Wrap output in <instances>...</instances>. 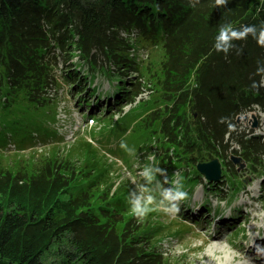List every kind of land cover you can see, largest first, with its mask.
<instances>
[{"label":"trees","instance_id":"trees-1","mask_svg":"<svg viewBox=\"0 0 264 264\" xmlns=\"http://www.w3.org/2000/svg\"><path fill=\"white\" fill-rule=\"evenodd\" d=\"M262 21L264 0H229L220 8L214 0L195 7L189 0H0V147L4 136L23 139L42 131L39 121L7 116L19 104H47L48 87H55L63 64L62 77L88 107L96 77L108 84L112 98L104 103L112 111L132 105L145 89L159 94L160 106L140 126L157 135L159 166L171 178L175 164L185 189L203 180L195 165L213 158L222 178L205 181L209 188L221 187L226 174L237 171L232 155L250 172L264 171V139L236 122L243 112L264 111V87L250 88L264 77L256 74L264 47L251 36L234 42L239 55L213 47L220 24ZM138 40L159 49L144 67L131 53ZM94 155L87 170L57 154L25 166L0 164V264H166L151 220L138 221L109 201L114 185L106 167L98 172ZM79 175L84 180L78 183Z\"/></svg>","mask_w":264,"mask_h":264},{"label":"rangeland","instance_id":"rangeland-1","mask_svg":"<svg viewBox=\"0 0 264 264\" xmlns=\"http://www.w3.org/2000/svg\"><path fill=\"white\" fill-rule=\"evenodd\" d=\"M147 44L149 43L138 40L131 51L136 54L140 67L146 66L150 59L158 58L159 49ZM71 61L75 63L76 56ZM62 67L63 64L56 68L55 87H48L51 96L49 95L47 104L38 109L19 104L7 116L28 122L39 121L42 123V131H31L23 139L19 135L11 138L4 136L1 143L5 145L0 147V164L13 161L16 165L25 166L40 156L57 154L68 157L77 170H87L94 164L91 154L95 153L94 156H99L100 161L98 172H103L106 167V171L109 170V181L114 185L109 193L114 196L109 201L131 213L127 197L135 186L133 181H139L137 166L151 162L152 157H155L157 163L160 159L159 147L162 142L156 141L157 135H152L144 126H140L144 122L142 120L148 119V112L160 106L159 94L153 89H145L135 103L125 105L121 112L112 111V108L107 110L104 102L107 98H112V95H106V80L96 77L89 85L91 88L94 85L97 89L94 98L92 96L91 106L88 107L87 99L79 98L81 94L75 96L77 90L72 93V86L61 75ZM97 96L101 97V103L93 106ZM91 107L93 111L90 110ZM254 116L257 125L251 127ZM237 118L239 128L252 129L264 139V111L254 108ZM41 133L43 134L39 135ZM122 139L135 149L133 155L120 147ZM118 155L127 158L128 163ZM240 160L241 158L235 163L238 164L237 171L226 174L221 187L209 188L202 176L203 180L198 179L195 184L188 185L185 189L188 197L184 200L187 206L181 208L180 205V211L175 216L155 210L145 217L154 224L151 231L153 241L157 242L158 248L166 255V264H264V259H260L262 253H248L241 243V237L256 236L258 231L262 237L264 233V171L250 172L246 169V163ZM175 166L172 164L169 169L172 173L170 179L174 178V173H180ZM82 176L79 175L78 183L84 180ZM232 186H236L238 190L232 192ZM203 204L210 209L209 213L203 210ZM192 208L198 215L195 218H190L187 211ZM212 214L216 217L213 218ZM234 217L237 219L230 225ZM207 218L213 219V222L221 220L220 226L216 223L215 227L213 224L206 225Z\"/></svg>","mask_w":264,"mask_h":264},{"label":"clouds","instance_id":"clouds-1","mask_svg":"<svg viewBox=\"0 0 264 264\" xmlns=\"http://www.w3.org/2000/svg\"><path fill=\"white\" fill-rule=\"evenodd\" d=\"M199 0H189L191 7H195ZM229 0H214V7H226ZM251 36L260 47H264V21L259 25H241L233 27L231 23H222L218 27L217 35L214 38L213 47L217 52L227 55L232 49L239 55L242 51L234 43L239 40H246ZM256 74H264V63L257 61ZM264 87V77L260 82L253 81L251 89L259 92ZM226 117H221L219 122H226ZM120 147L129 155L135 153V149L128 146L126 140L120 141ZM139 181H133L135 185L128 193L127 202L131 214L142 221L150 212L159 210L165 214L175 216L180 211L181 202L186 200L188 193L184 187V178L179 172L174 173L170 179L168 170L159 166L155 157L151 162L137 166Z\"/></svg>","mask_w":264,"mask_h":264},{"label":"water","instance_id":"water-1","mask_svg":"<svg viewBox=\"0 0 264 264\" xmlns=\"http://www.w3.org/2000/svg\"><path fill=\"white\" fill-rule=\"evenodd\" d=\"M256 125H257V120H256V117L254 116V121L251 127H256ZM230 158L233 161V163L238 162L240 159L239 156H233V155L230 156ZM242 166H243V163H241L240 167ZM195 168L205 180L218 181L220 179L222 170H221V163L218 160V158H213L207 162H198L195 165Z\"/></svg>","mask_w":264,"mask_h":264},{"label":"bare ground","instance_id":"bare-ground-1","mask_svg":"<svg viewBox=\"0 0 264 264\" xmlns=\"http://www.w3.org/2000/svg\"><path fill=\"white\" fill-rule=\"evenodd\" d=\"M248 256H249V254H248ZM244 258H245V260H247V261H248V259H247V257H246V256H244Z\"/></svg>","mask_w":264,"mask_h":264}]
</instances>
